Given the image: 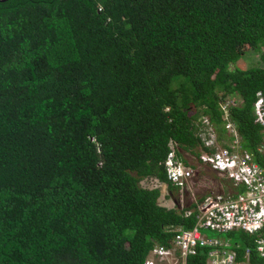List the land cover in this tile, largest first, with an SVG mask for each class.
I'll use <instances>...</instances> for the list:
<instances>
[{"label": "trees", "instance_id": "16d2710c", "mask_svg": "<svg viewBox=\"0 0 264 264\" xmlns=\"http://www.w3.org/2000/svg\"><path fill=\"white\" fill-rule=\"evenodd\" d=\"M241 44L264 46V0H0V264H142L191 227L138 180L177 189L168 139L193 151L202 114L223 131L228 93L241 145L260 143L264 48L242 68ZM229 232L241 259L253 236Z\"/></svg>", "mask_w": 264, "mask_h": 264}, {"label": "built area", "instance_id": "2783aa9c", "mask_svg": "<svg viewBox=\"0 0 264 264\" xmlns=\"http://www.w3.org/2000/svg\"><path fill=\"white\" fill-rule=\"evenodd\" d=\"M225 98L219 103L223 131L218 132L210 117L203 115L196 131L201 142L194 152L183 149L174 138L168 139L162 161L167 180L184 195H190L188 205L181 207L185 216L194 212L195 223L175 227L168 244L154 242L142 264H187V256L195 254L198 245L209 246L206 264H264V92L256 91L253 101L254 122L262 132L254 150L241 145L237 125L229 115V107L239 101ZM190 156L197 164L190 161ZM198 164L214 172L212 182L200 194L193 189L201 180ZM138 183L143 188H159L160 193L162 187H167V182L155 175H143ZM202 228L217 232L243 230L253 236L254 247H245L242 258L237 259L238 243L208 237ZM252 254L260 260H253Z\"/></svg>", "mask_w": 264, "mask_h": 264}, {"label": "rangeland", "instance_id": "374dc122", "mask_svg": "<svg viewBox=\"0 0 264 264\" xmlns=\"http://www.w3.org/2000/svg\"><path fill=\"white\" fill-rule=\"evenodd\" d=\"M263 48L264 46H251L248 44L238 45V50L241 52V55L237 60V65H239L242 68H247L250 66L262 64L259 55L262 52ZM224 97H226L225 99L233 100L235 102L240 100V95L236 92L228 93ZM193 109H194L193 107L188 108L187 113H191ZM202 117L203 114L201 115V118L196 121L198 125L201 124ZM189 159L190 161H194L197 164L194 157L192 158V156H190ZM198 169L200 171L199 177H201V180L193 189L197 194H200L208 186L207 184H210L212 182L214 178V172H212L209 168L207 167L204 168L199 164H198ZM189 200H190V195L188 193L184 195V193L180 192V190L169 189L168 187H162L160 196L158 198V201L161 204L164 205L166 204V206H170V207L174 206L177 208H180L182 205H188ZM201 231L203 232V234H205L208 237H215L220 241H229L230 244L232 245H235L236 243L238 244L240 243V239L237 233L235 232H217L209 228H202Z\"/></svg>", "mask_w": 264, "mask_h": 264}]
</instances>
